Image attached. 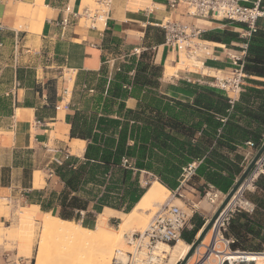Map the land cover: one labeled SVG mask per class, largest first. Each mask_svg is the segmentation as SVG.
Wrapping results in <instances>:
<instances>
[{
  "label": "crops",
  "instance_id": "1",
  "mask_svg": "<svg viewBox=\"0 0 264 264\" xmlns=\"http://www.w3.org/2000/svg\"><path fill=\"white\" fill-rule=\"evenodd\" d=\"M168 1L111 0L100 17L98 10L84 15L82 0H0V198L25 202L27 207L35 205L39 209L44 199L52 196V200H56L64 183L54 172L53 158H63L65 153L76 159L84 156L87 141L71 137L70 130L75 112L89 111L91 101L86 95L90 94H84L94 89L89 73L98 72L105 65L109 80L127 57L146 49L147 27L161 29L160 24L172 20L202 31V39L198 41L202 44L196 47L193 56L181 42L170 45L164 41L151 47L152 63L160 67V71L158 76L152 75L148 88L189 104L193 102L196 87L214 89L210 86L214 78L231 69L230 54L239 53L244 42L248 47L250 37L242 36V24L194 19L186 15L183 4L171 8ZM65 17L70 22L61 30L59 22ZM34 23L37 24L36 32L33 31ZM258 30L264 31V15L257 20L256 32ZM224 31L237 33L239 39L224 37L221 35ZM204 35L210 37L206 39ZM214 36H220L221 41L214 40ZM194 43L190 44L193 46ZM45 53L50 57L48 65L40 62L43 58L40 54ZM185 60L195 62L189 67L184 65ZM167 67L172 71L168 73ZM248 78L264 81V77L246 74L244 86L253 85ZM214 90L226 96L224 92ZM240 93L235 101L240 98ZM124 103L126 108L135 109L138 100L127 97ZM192 120L187 119L188 123ZM230 120L239 126L240 136L219 147L214 143L208 146V151L218 147L234 168L240 170L234 174L228 191L256 153L257 147L250 137L258 131L253 119L243 113L232 112ZM199 138L200 133L196 132L192 141ZM143 173L151 175L152 181L157 180L152 173L142 170L139 183ZM178 180L180 186L181 174ZM187 183L197 190L210 185L197 176L195 170ZM192 196L195 198L194 194ZM197 216L202 221L206 218L202 213ZM191 219L184 229L186 232L193 228ZM4 221L5 216L0 214V223ZM198 234L199 230L192 241ZM203 245L207 246L205 240L198 246V252ZM214 250L218 258L215 263L210 262V256L198 264H219L223 260L233 264L240 259L255 262L253 256Z\"/></svg>",
  "mask_w": 264,
  "mask_h": 264
},
{
  "label": "trees",
  "instance_id": "2",
  "mask_svg": "<svg viewBox=\"0 0 264 264\" xmlns=\"http://www.w3.org/2000/svg\"><path fill=\"white\" fill-rule=\"evenodd\" d=\"M151 32L159 36H151ZM221 35L239 39L235 32L224 31ZM145 37L149 41L146 49L127 57L109 80L105 65L98 72L89 73L91 78L98 77L93 87L96 93L90 97L88 112H75L70 130L71 137L87 141L83 159L71 157L62 166L53 164L64 188L55 201L50 196L40 203L42 211H53L62 219L75 221L94 218L89 211L91 203L97 209L105 206L127 213L145 190L139 183L142 170L152 173L173 191L179 187L182 167L198 160L197 176L227 193L234 174L240 170L234 168L218 147L240 136L239 126L230 120L232 112L253 119L258 131L251 134L250 140L257 149L261 146L264 81L248 78L253 85L244 86L240 98L232 105L227 96L204 87L195 88L191 104L158 94L147 85L152 83V75H159L160 67L152 63L151 47L165 41L164 32L157 27H147ZM204 37L207 39L210 35ZM213 39L221 41L220 36ZM243 69L248 76L264 77V31L251 34ZM51 87L54 93L53 83ZM127 97L138 100L135 109L126 108L124 99ZM188 118L193 120L188 123ZM196 132L200 133V138L193 142ZM245 136H248L246 132ZM212 143L218 147L208 151ZM124 158L127 159L125 164ZM254 186L253 192L244 191V197L254 204L253 211L233 213L224 232L225 237L236 239L232 250H264V172L257 176ZM191 221L193 228L181 234V239L188 244L204 223L196 214Z\"/></svg>",
  "mask_w": 264,
  "mask_h": 264
},
{
  "label": "built area",
  "instance_id": "3",
  "mask_svg": "<svg viewBox=\"0 0 264 264\" xmlns=\"http://www.w3.org/2000/svg\"><path fill=\"white\" fill-rule=\"evenodd\" d=\"M110 2L111 0H96V3L105 9H107ZM168 4L171 8H175L177 4H183L185 6L186 15L194 19L225 21L231 24L240 23L243 25L242 36L245 39L249 38L251 34L256 32L257 20L264 15L262 0H169ZM90 12L91 10L88 6L83 7L84 15L89 16ZM69 22V18H62L59 22L61 30H63ZM159 27L163 29L164 40L166 43L175 45L179 42H184L188 49V53H195V51H192L190 43L194 39L200 41L202 34L200 29L172 20H165L159 25ZM246 48L247 42H244L241 45V51L239 53L230 54V60L232 63L231 69L222 76H216L213 82L210 83L212 88L225 93L231 105L235 102L236 96L244 87L246 74L243 68ZM116 70H119V67H117ZM69 158L70 156L68 153H65L63 158L54 157L53 164L62 166L69 160ZM122 161L124 164L127 163V159L125 158ZM199 162L200 160L193 161L182 168L180 186L194 173ZM263 166L264 155L255 164V168L249 174L248 178L236 191L238 194L233 205L224 214L222 210L211 227L213 231L212 237H214V240L218 239L220 241L223 245V251L225 252H234L237 254H245L246 252H249L238 249L232 250L231 245L235 242V239L232 237H225L224 232L227 230L229 219L233 213L239 210L247 213L253 211L254 204L244 197V191L254 189V182L257 176L264 172ZM249 180V184L243 186ZM207 187L208 189L205 192V197L211 204H214L215 209H217L223 202L227 193H222L211 185H207ZM193 207L194 205H191L190 208L184 209L172 204L169 200L165 202L151 217L147 226L142 231L132 233L130 236L126 237V243L132 248V250H115L110 264H161L160 260L152 258L154 248L158 243L174 244L181 238L182 231L186 228L193 216ZM20 258L21 257L16 256L15 258H12L6 253L1 256L0 264H19ZM219 264L232 263L229 260H223ZM233 264H255V262L247 260L243 261L240 259L233 261Z\"/></svg>",
  "mask_w": 264,
  "mask_h": 264
},
{
  "label": "bare ground",
  "instance_id": "4",
  "mask_svg": "<svg viewBox=\"0 0 264 264\" xmlns=\"http://www.w3.org/2000/svg\"><path fill=\"white\" fill-rule=\"evenodd\" d=\"M166 70L168 73L172 71L170 67H167ZM249 182L250 180L243 186L248 185ZM169 193L170 190L158 180L150 182L132 209L125 213L126 219L124 222H121L114 232L107 226L105 221L99 222L97 220L95 226L89 228L73 220L62 219L49 212H42L35 205L26 206L24 211L22 209L23 212L18 213V219L22 225L20 228L32 223L36 217L41 220L42 232L34 254V264H78L80 262L83 264H110L113 249L124 247V240L128 237L126 232L129 224L138 226L142 220L144 209L149 205H161L162 202L169 199ZM237 194L238 192L228 201L222 211L223 214L233 205ZM1 235L2 233L0 237ZM50 236L62 238L65 242L60 245H50L48 243ZM217 244H220V241L218 239L214 240V237H212L210 243L206 246L205 261L210 256H215L213 251L215 252L214 249H216ZM77 246L78 262L76 255L74 256V250ZM189 248L190 245L181 238L172 245L158 243L152 252V258L162 260L161 264H176L185 257ZM197 248L196 252H198ZM209 248L211 249L209 250ZM16 249V257L29 256L31 254V242L25 243L24 237L18 235ZM239 255L253 256L256 264H262L264 260V252H246Z\"/></svg>",
  "mask_w": 264,
  "mask_h": 264
},
{
  "label": "rangeland",
  "instance_id": "5",
  "mask_svg": "<svg viewBox=\"0 0 264 264\" xmlns=\"http://www.w3.org/2000/svg\"><path fill=\"white\" fill-rule=\"evenodd\" d=\"M82 5L88 6V8L91 11L98 9L100 12V17H102V10L103 11L106 10L104 7L98 5L96 3V0H82ZM30 21H32L31 18H30ZM33 26H34L33 31L36 32L37 31V24L34 23ZM155 34L159 36V33L151 32V36H154ZM192 42H195L193 44V46L191 45V49L193 52L195 51V53L194 54L191 53L190 56L196 55V47L199 44H202V42H198V40H196V39L192 40ZM181 43L185 46L184 42H181ZM151 51H152V49H151ZM40 55H43V58L41 57L40 62L44 65H48L50 63V60H48L50 58L49 55L46 53L40 54ZM192 59H193V57H192ZM184 62H185L184 65H188L189 67H191L192 62H195V61L194 60H188V61L185 60ZM35 63H37V62H35ZM107 76H108V72H107ZM96 78H98V77H93V78L90 77V81L92 83L96 84L97 83ZM92 87H94L93 84H92ZM83 91H86V90L84 89ZM88 93L90 94L89 96L86 95ZM95 93H96V90L93 89V91H87L84 94L86 95V97L90 98ZM36 158L40 159L41 157L36 156ZM140 180H141V182H140L141 187L143 189H145L147 187V185L152 181V176L149 174L143 173L140 177ZM207 189H208L207 186H202L201 190H197L195 187L188 184L186 181L185 183L181 184V186L179 187L178 190L177 189L173 190V191L170 190V193L168 194L169 195L168 200L172 204L180 206L184 209L190 208L191 205H194L193 208L195 211L193 212V215L194 214L198 215L201 213L204 214L206 217L204 219V222L207 223L208 220L211 218V216L216 211L215 205L211 204L209 202V200L205 197V192L207 191ZM193 194H194L195 198H193V196H192ZM167 201L162 202L161 205H157V206H150L149 205V206H147L143 211L142 220L140 221L138 226L129 224V226L127 227V232H126L127 235L130 236V234H132V233L142 231L147 226L149 220L155 214V212H157L163 206V204ZM26 206H27V204L25 202H19V201L13 202V201L7 200L6 198H0V214L4 215L6 218V221H4L3 223H0V234L2 233V235L0 237V259H1V256H3V254H6V253H8L12 258H15L16 253H17V249H16L17 237H18V235H21L24 237L25 243L31 242V254L29 256H22L20 258L19 264H34V254H35L36 248L38 246L39 237H40V234L42 232V227H41L40 218L36 217L32 223H30L29 225H24L23 228H20L22 225L19 222L18 215L24 211ZM22 209H23V211H21ZM89 211L94 214L93 219L80 218L78 221H75V220H73V221H75L76 223H79L83 226L89 227V228H93L95 226V224L97 223V220H99V222L105 221L107 226L114 232L118 228L119 224L121 222H124V220L126 219V214L123 211H115V210H112V209L105 207V206L97 209L96 207H94L93 203L90 204ZM49 213L52 215H56L53 213V211H51ZM19 229H20L21 233L19 232ZM212 235H213V231H212V228H210L207 231V233L204 235L202 241L206 238L205 244L208 245L212 239ZM202 241H201V243H202ZM64 242L65 241L62 238H58L55 236H50L48 238V243L50 245H60ZM170 245H172V244H170ZM216 248L223 249V245L221 243L217 244ZM117 249H121L123 251L132 250V248L127 245L126 240H124V247L113 249L112 254H111V258L113 256L115 250H117ZM74 251H75L74 256L76 255L77 262H78V246L76 247V249ZM263 251H261V252H263ZM206 252H207L206 246L203 245L199 252H196V250H195L192 253V255L190 256V258L188 259L186 264H198L200 262L202 263L203 261H205L204 255ZM217 259L218 258H216L214 255H212L210 258V262L215 263L217 261ZM160 261H162V260H160ZM179 262H177L176 264H178ZM262 262H263L262 264H264V260ZM78 264H83V263L80 262Z\"/></svg>",
  "mask_w": 264,
  "mask_h": 264
},
{
  "label": "water",
  "instance_id": "6",
  "mask_svg": "<svg viewBox=\"0 0 264 264\" xmlns=\"http://www.w3.org/2000/svg\"><path fill=\"white\" fill-rule=\"evenodd\" d=\"M263 155H264V140H263L261 146L257 149L254 156L251 158V160L247 164L246 168L243 170V172L239 176L238 180L235 182L233 187L227 192L226 197L224 198L223 202L216 209V211L211 216V218L208 220V222L203 223V225L199 229V234H198L197 238L189 244L190 248H189L187 254L178 264H186V262L188 261V259L192 255V253L201 244V241H202L204 235L212 227V225L214 224V222L216 221V219L218 218L219 214L224 209V207L226 206L228 201L231 199V197L234 195V193L241 187V185L245 182V180L248 178L249 174L255 168V164L262 158Z\"/></svg>",
  "mask_w": 264,
  "mask_h": 264
}]
</instances>
